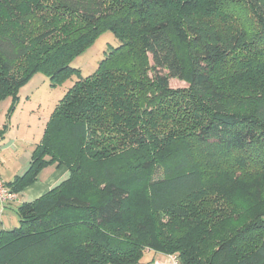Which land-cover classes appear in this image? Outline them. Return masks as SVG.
Listing matches in <instances>:
<instances>
[{
    "label": "trees",
    "instance_id": "16d2710c",
    "mask_svg": "<svg viewBox=\"0 0 264 264\" xmlns=\"http://www.w3.org/2000/svg\"><path fill=\"white\" fill-rule=\"evenodd\" d=\"M106 31L119 44L83 76ZM39 72L78 79L5 185L69 174L17 207L0 264H264V0H0L8 117Z\"/></svg>",
    "mask_w": 264,
    "mask_h": 264
},
{
    "label": "rangeland",
    "instance_id": "374dc122",
    "mask_svg": "<svg viewBox=\"0 0 264 264\" xmlns=\"http://www.w3.org/2000/svg\"><path fill=\"white\" fill-rule=\"evenodd\" d=\"M118 44L119 41L115 37V35L111 31H106L102 33L97 38V40L81 55L77 56L72 61L71 65L79 68L83 76L90 75L97 69L99 62L104 57L105 51L107 50L109 45ZM77 79L78 76L75 74L64 80L63 83L53 86L51 85V79L48 75L42 72L36 73L25 85L21 87L19 91L20 100L17 103L15 111H12L11 113L12 115H16L14 120L11 118L12 115L10 117H8L7 115L10 106L12 105L11 97H8L5 100H0V128H2L6 123L7 125H9L6 130L7 132L10 129L12 123H15L16 125L20 123L21 127L23 126L22 128L20 127V134L23 133L21 134L23 140L15 141L14 149L16 148L20 153L24 151V153H26L27 155V152L35 146L34 142H38L43 135L42 130L44 127V123L49 118L52 110L64 97L68 89L73 86ZM170 84L174 88L187 86V83L185 81L177 78L171 79ZM4 111H7V113L5 114ZM38 126H40L41 128L38 129ZM15 128L16 127H14V129ZM15 137L16 136L14 131V133L11 134V138ZM18 144L20 146H18ZM8 163L9 162L7 161L5 163V166L8 167ZM14 193L17 196V193ZM19 224L20 220L17 222V225ZM158 257L161 256L158 255L154 258ZM152 259V254L146 252L144 258L142 259V262L147 264V262L149 260L151 261Z\"/></svg>",
    "mask_w": 264,
    "mask_h": 264
},
{
    "label": "crops",
    "instance_id": "0c3cea01",
    "mask_svg": "<svg viewBox=\"0 0 264 264\" xmlns=\"http://www.w3.org/2000/svg\"><path fill=\"white\" fill-rule=\"evenodd\" d=\"M6 113L7 111L5 112V114ZM15 116L16 115L14 114L12 115L11 118L14 120ZM47 121L48 119L44 123V127L42 130L43 133L45 131ZM4 125L2 128H0V130L4 128ZM14 127L16 128L14 129ZM20 127H21L20 123L18 125L12 123L10 129L7 132L5 131L4 136L0 138V177L1 180L4 182V184H6V182L8 181L13 180L17 175L23 174L27 170L31 162L32 151L34 150L36 145L40 142L43 136V135L41 136L38 142L37 141L34 142L35 146L30 151L27 152V155L26 153H24V151L20 153L16 148L14 149L15 147L14 142L17 140H23V137H21V134L23 133L20 134V130H21ZM40 128L41 127L38 126V129ZM14 131L16 137L11 138V134H13ZM18 146L20 145L18 144ZM7 161L9 162L8 167L5 166V163ZM68 174H69L68 168L65 166L57 167L56 165H49L40 172L38 180L25 187L22 192L17 193L16 198L5 201H2L0 199V231L12 229L17 225V222L19 221V217L16 213V209L22 202L36 199L41 195L45 194L53 186H55L64 178H66ZM146 251L147 253L152 254L153 258L158 255L161 256L158 258H163L162 256L164 253L162 252L155 251L153 249H148Z\"/></svg>",
    "mask_w": 264,
    "mask_h": 264
},
{
    "label": "built area",
    "instance_id": "2783aa9c",
    "mask_svg": "<svg viewBox=\"0 0 264 264\" xmlns=\"http://www.w3.org/2000/svg\"><path fill=\"white\" fill-rule=\"evenodd\" d=\"M16 194L9 190L0 178V199L2 201L12 200ZM163 258H154L150 264H183L177 253H164Z\"/></svg>",
    "mask_w": 264,
    "mask_h": 264
}]
</instances>
